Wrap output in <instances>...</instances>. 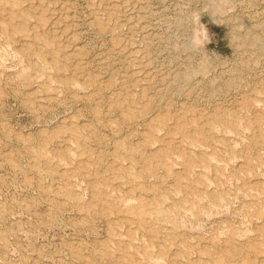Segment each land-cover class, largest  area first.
Wrapping results in <instances>:
<instances>
[{"label":"rangeland","instance_id":"1","mask_svg":"<svg viewBox=\"0 0 264 264\" xmlns=\"http://www.w3.org/2000/svg\"><path fill=\"white\" fill-rule=\"evenodd\" d=\"M0 264H264V0H0Z\"/></svg>","mask_w":264,"mask_h":264}]
</instances>
